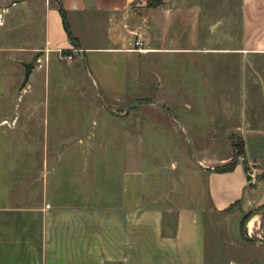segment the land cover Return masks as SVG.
<instances>
[{"label": "rangeland", "instance_id": "1", "mask_svg": "<svg viewBox=\"0 0 264 264\" xmlns=\"http://www.w3.org/2000/svg\"><path fill=\"white\" fill-rule=\"evenodd\" d=\"M176 3L149 0V7L171 11L170 17L157 22L160 17L150 21L146 14L132 33L129 49L143 38L151 50L131 53L127 95L121 99L97 87L86 59L75 53L71 60L64 53L44 56L47 52L33 47L45 37L42 7L29 3L27 8L21 0L0 4V47L9 77L0 120L13 138L14 199L23 174H35L30 185L42 186L44 179H36L40 174H66L69 167L75 175L83 171L89 176L82 185L96 187L107 181L98 174L137 168L147 174V188L156 183L173 202L205 204L208 189L201 166L222 169L242 161L245 132L264 128V55L225 51L240 44V0H201L209 18L202 20L200 51L193 49V35L177 33L183 20L177 18ZM230 7L235 17L216 23ZM210 23L215 24L212 29ZM104 59L119 66L123 57ZM27 62L40 71L35 69L22 88ZM128 142L134 144L130 148L136 159L145 150L142 162L122 160L119 152L128 149L121 148ZM230 155V161L220 163ZM73 181L81 185L80 178ZM87 197L89 204H101L97 195ZM233 210L210 215L208 264H264V256H251L264 242V225L254 227L264 209Z\"/></svg>", "mask_w": 264, "mask_h": 264}, {"label": "crops", "instance_id": "2", "mask_svg": "<svg viewBox=\"0 0 264 264\" xmlns=\"http://www.w3.org/2000/svg\"><path fill=\"white\" fill-rule=\"evenodd\" d=\"M6 1L0 0V4ZM21 1L27 8L33 3L45 11V37L33 47L47 52L44 56H62L64 51H70L86 59L94 71L97 87L116 99L127 95L129 61L131 53L135 52L129 49L133 43L132 33L144 23L147 15L150 21L160 17L157 22H161L163 17L167 22L171 12L162 7L160 10L149 7V0H61L76 39L74 42L65 27L58 0ZM185 2L189 0L176 3L177 18L183 20L177 33L193 35V49L200 51L203 48L199 38L203 31L202 20L209 15L203 14L201 0H191L192 5ZM232 11V7L228 8L216 23H227V19L235 17ZM238 14L240 44L225 51L264 55V0H240ZM216 17L217 13L210 18ZM214 26L210 23L209 28ZM75 49L80 51L75 52ZM3 52L0 47V109L9 94ZM118 55L123 57L119 66L104 59L112 56L118 60ZM35 69L40 71L35 67L30 79ZM2 122L0 120V264H208L211 213L228 214L240 206L264 209V128H249L245 132L244 156L234 169L218 171L214 165L201 166L207 182L208 202L186 205L173 202L156 183L155 187L147 188V174L137 168L125 169L121 174H98V178L107 181L96 187L82 185V180L89 176L83 171L75 175L69 167L66 174H40L36 179H44L42 186L30 185L35 174H23L18 178L14 199L13 138ZM133 145L131 142L122 145L121 148L128 149H121L119 153L123 161L138 164L145 158V150L141 159H136V151L132 154L130 148ZM231 159L232 155L224 157L220 163ZM58 175L64 182H56ZM79 178L81 185L74 186L73 180ZM89 194L97 195L101 204L86 202ZM83 195H87L84 202ZM253 223L254 220L251 225ZM262 225L264 210L254 227L258 230ZM251 256L259 259L264 256V242ZM239 258V262L242 261V256Z\"/></svg>", "mask_w": 264, "mask_h": 264}, {"label": "trees", "instance_id": "3", "mask_svg": "<svg viewBox=\"0 0 264 264\" xmlns=\"http://www.w3.org/2000/svg\"><path fill=\"white\" fill-rule=\"evenodd\" d=\"M59 2H60V11H61V14H62V16H63V20H64V24H65V27H66V29L68 30V33H69V35H70V37L74 40V42L76 41V39L74 38V36H73V34H72V32H71V30H70V26H69V23H68V18H67V14H66V10L63 8V6H62V4H61V0H58ZM70 51H64V53L65 54H67V53H69ZM244 148V147H243ZM243 152H244V150H243ZM236 163H237V160L235 161H233L229 166H227V167H225V168H222V169H216V170H218V171H229V170H232V169H234V167H235V165H236Z\"/></svg>", "mask_w": 264, "mask_h": 264}, {"label": "built area", "instance_id": "4", "mask_svg": "<svg viewBox=\"0 0 264 264\" xmlns=\"http://www.w3.org/2000/svg\"><path fill=\"white\" fill-rule=\"evenodd\" d=\"M134 51H141V52H147L149 50H151L149 47H147V44L145 43V40L143 38H139L137 41H135V46L134 48L132 49ZM75 52H79L80 50L79 49H75L74 50ZM64 56L71 60L74 58V52L73 53H67L65 54L64 53Z\"/></svg>", "mask_w": 264, "mask_h": 264}, {"label": "water", "instance_id": "5", "mask_svg": "<svg viewBox=\"0 0 264 264\" xmlns=\"http://www.w3.org/2000/svg\"><path fill=\"white\" fill-rule=\"evenodd\" d=\"M24 65H25L26 71H25V78H24V81L22 83V88H24L27 85V83L30 80L33 69L36 67V65L33 62H27V63H24ZM133 106H134V104H133Z\"/></svg>", "mask_w": 264, "mask_h": 264}]
</instances>
